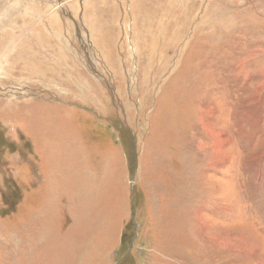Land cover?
<instances>
[{
  "label": "rangeland",
  "instance_id": "1",
  "mask_svg": "<svg viewBox=\"0 0 264 264\" xmlns=\"http://www.w3.org/2000/svg\"><path fill=\"white\" fill-rule=\"evenodd\" d=\"M0 264H264V0H0Z\"/></svg>",
  "mask_w": 264,
  "mask_h": 264
},
{
  "label": "crops",
  "instance_id": "2",
  "mask_svg": "<svg viewBox=\"0 0 264 264\" xmlns=\"http://www.w3.org/2000/svg\"><path fill=\"white\" fill-rule=\"evenodd\" d=\"M33 40H30L29 39V42L27 47L28 49H26V51L23 53L27 54L28 56L31 55V56H36L38 57L39 59H42V55H39V51L38 50H32L30 47L32 46H35V44L32 42ZM29 59L31 61H29L28 65H29V69L31 70V72H33V74H38L41 75L42 73L40 72H45L47 69H52L54 68V66H49V67H46L45 65V62L44 61H40V62H32V57H29Z\"/></svg>",
  "mask_w": 264,
  "mask_h": 264
}]
</instances>
